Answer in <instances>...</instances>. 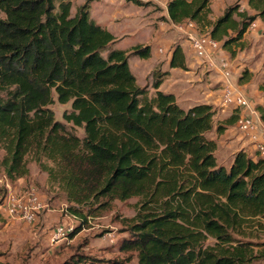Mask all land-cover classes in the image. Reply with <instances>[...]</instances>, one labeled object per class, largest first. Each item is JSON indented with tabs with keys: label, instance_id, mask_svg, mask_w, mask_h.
I'll use <instances>...</instances> for the list:
<instances>
[{
	"label": "trees",
	"instance_id": "1",
	"mask_svg": "<svg viewBox=\"0 0 264 264\" xmlns=\"http://www.w3.org/2000/svg\"><path fill=\"white\" fill-rule=\"evenodd\" d=\"M73 1L0 0V165L7 181L28 177L31 158L81 220L72 237L113 202L137 198L131 236L121 245L136 253L137 264H264L252 241L264 230V159L242 150L230 168L220 165L210 137L226 129L215 123L217 110L181 107L161 90L169 71L152 72L154 92L139 86L129 60L150 59L151 47L113 49L114 35L91 17L98 0H86L74 15ZM210 1L168 0L169 20L195 23L234 57L249 28L264 23V0H248L253 15L237 2L216 21ZM170 68L187 70L180 45ZM55 103L71 105L64 123ZM257 109L264 122V107Z\"/></svg>",
	"mask_w": 264,
	"mask_h": 264
},
{
	"label": "rangeland",
	"instance_id": "2",
	"mask_svg": "<svg viewBox=\"0 0 264 264\" xmlns=\"http://www.w3.org/2000/svg\"><path fill=\"white\" fill-rule=\"evenodd\" d=\"M86 0L73 1L72 14L74 15L79 6ZM236 4V3H235ZM234 4V5H235ZM161 5L156 7L157 12L161 11ZM233 6V5H232ZM231 7V6H230ZM101 8V2L93 3L91 9L92 18H97V13ZM2 18L4 15L0 14ZM162 19L159 18L158 21ZM153 24V23H152ZM151 24V25H152ZM209 34V33H206ZM141 39L138 43L145 46L155 39V35L148 29L141 30ZM152 36V38L150 37ZM264 38V36H263ZM113 49L130 50L129 47L116 43ZM223 49V48H221ZM236 50L234 57L229 53L228 61L236 60L243 67L240 74L248 72V80L239 85L248 84V90L254 92L251 101L256 96L264 98V39L256 41L249 38L243 40L241 48ZM106 57L108 52L103 53ZM129 64L133 74L136 76L139 86L152 89V72L146 71V63H140L139 58L131 57ZM155 69L162 70L161 67ZM154 69V70H155ZM242 77V76H241ZM235 83L238 77H233ZM224 103V100H223ZM51 109L54 111L56 119L64 123L63 113L71 109V105H60L55 103ZM218 113V112H217ZM217 116V114H216ZM219 118L215 117L218 125ZM225 122V121H224ZM83 137L81 130L76 132ZM212 134V135H211ZM210 137H214L213 131ZM219 140L220 150L216 154L220 165L227 169L231 167L234 160L233 152L242 151L240 147L230 149L227 142ZM4 151L0 147V164L4 157ZM257 153H254L255 156ZM259 159V156L255 160ZM30 174L15 183H9L0 165V264H137L136 253L126 252L121 249L122 243L130 238L129 226L131 221L137 216L139 200L132 198L126 202L115 201L109 210L99 211L97 215L90 216L88 223L75 236H70L77 227L81 226V220L72 217L67 212L66 194L56 184H52L47 173L41 171L39 166L27 159ZM7 184H9L7 186ZM34 189L41 201L49 206L48 210L39 216L33 225L26 224L20 220L7 216L5 206L2 205L4 198L10 191L27 192ZM63 227L65 230L73 229L69 234L53 240L56 228ZM264 252V230L262 229L254 239H252Z\"/></svg>",
	"mask_w": 264,
	"mask_h": 264
},
{
	"label": "crops",
	"instance_id": "3",
	"mask_svg": "<svg viewBox=\"0 0 264 264\" xmlns=\"http://www.w3.org/2000/svg\"><path fill=\"white\" fill-rule=\"evenodd\" d=\"M98 1L101 2V8L97 13V18L92 19L102 28L111 32L119 45L124 44L129 48L141 45L142 43L138 42L142 36L141 30L144 29L149 28L152 34L155 35V39L145 45L151 47V58L148 60L139 59L140 63L141 61L142 63H146V71L149 74L158 66L161 67L162 71L170 72V75L161 87L163 92L174 94L178 103L184 109L205 104L211 105L217 110L216 117L219 118V125L226 127L223 134L220 136L216 134L214 137H211L218 143L217 153L220 150L219 140H223V144L227 142L230 149L240 147L250 157L254 158V153H257L255 158L258 157L256 146L241 136L237 131L236 123L227 126L224 122L231 116H236L238 119L240 116L250 113V110L247 108L224 105V91L229 83L225 73H229L232 87L241 91L257 112H259L258 106L264 107V98L262 96H256L254 101H251L252 95L255 94L251 90H248L249 85H239L242 76L240 72L243 69L239 62H236V60L228 61L229 53L221 49L222 47L213 54L212 61L199 59L193 50L192 37H198L201 35V32L198 27L191 29L186 23L181 25L173 24L169 20L167 10L168 0H143L145 2H152L156 7L161 5V11L159 12H157L156 7H138L126 0ZM237 2L242 5L241 10L250 11L248 0H211V20L216 21L221 18L227 9ZM250 14L253 15L255 13L250 11ZM159 18L162 20L158 21ZM248 36L256 41H263L264 23L261 20H257L249 28L244 39H248ZM150 37L152 38V36ZM177 45H180L184 51L187 70L170 68L173 50ZM234 76L238 77L237 83L233 80ZM235 153H237V150L231 155L233 156Z\"/></svg>",
	"mask_w": 264,
	"mask_h": 264
},
{
	"label": "built area",
	"instance_id": "4",
	"mask_svg": "<svg viewBox=\"0 0 264 264\" xmlns=\"http://www.w3.org/2000/svg\"><path fill=\"white\" fill-rule=\"evenodd\" d=\"M186 24L191 29L197 28V25L193 22H186ZM192 46L195 55L199 59L209 61H212L213 54L222 47L221 43L213 40L209 34L192 37ZM225 76L229 83L224 91V105L250 110L248 115H242L238 118L236 128L245 140L252 142L256 146L259 158L264 159V122L261 119V115L252 107L250 101L241 91L232 87L229 73H225ZM2 205L5 206L8 217L29 225L35 224L39 216L49 208L47 204L40 200L38 194L32 188L25 193L10 191L4 198ZM72 230V228L70 230H65L63 227L56 228L53 240L69 234Z\"/></svg>",
	"mask_w": 264,
	"mask_h": 264
}]
</instances>
